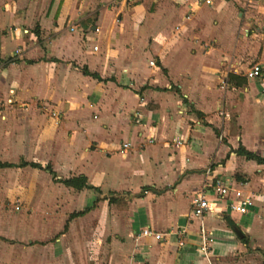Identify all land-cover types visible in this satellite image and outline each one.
Masks as SVG:
<instances>
[{"label":"crops","instance_id":"1","mask_svg":"<svg viewBox=\"0 0 264 264\" xmlns=\"http://www.w3.org/2000/svg\"><path fill=\"white\" fill-rule=\"evenodd\" d=\"M240 145L264 155V0H0V264H264ZM217 178L247 214L192 215Z\"/></svg>","mask_w":264,"mask_h":264},{"label":"built area","instance_id":"2","mask_svg":"<svg viewBox=\"0 0 264 264\" xmlns=\"http://www.w3.org/2000/svg\"><path fill=\"white\" fill-rule=\"evenodd\" d=\"M250 2H256L257 0H248ZM206 4H210L211 0H204ZM192 9L190 8V12ZM27 30H25L26 32ZM15 53H20V48L15 50ZM248 78H255L261 75V67L253 65L246 71ZM173 141L177 144L182 143L180 137H176ZM123 146L127 148L129 143H124ZM214 196L219 199H227V207L230 211H236L240 214H247L249 212V206L252 205V197L244 195L240 189L236 188L231 182H223L219 178L213 180L210 183L204 184L200 191L194 194L191 198V210L192 215L195 217H202L207 211L212 209L213 203L209 196ZM15 209H19V206H15ZM141 234L145 236H153L156 239H160L164 236L163 233H157L146 227L141 230ZM180 236H183V231L179 232ZM213 240V236L208 232L204 226L200 228V247L205 253L208 249L210 242ZM183 243L182 240L179 241Z\"/></svg>","mask_w":264,"mask_h":264},{"label":"trees","instance_id":"3","mask_svg":"<svg viewBox=\"0 0 264 264\" xmlns=\"http://www.w3.org/2000/svg\"><path fill=\"white\" fill-rule=\"evenodd\" d=\"M236 151L238 154L243 155L246 159H252V160H255L259 164H264V155H258L254 152L248 151L242 145H240ZM62 182L65 185L72 186L76 189H81L83 187H89V185L86 183L85 177L83 176L64 179L62 180ZM83 212L84 211H80L73 215H79V214H82Z\"/></svg>","mask_w":264,"mask_h":264},{"label":"rangeland","instance_id":"4","mask_svg":"<svg viewBox=\"0 0 264 264\" xmlns=\"http://www.w3.org/2000/svg\"><path fill=\"white\" fill-rule=\"evenodd\" d=\"M14 204H15V203H14ZM14 204H13V205H14ZM11 205H12L11 203H4V207H6V208H8V209L11 207Z\"/></svg>","mask_w":264,"mask_h":264},{"label":"water","instance_id":"5","mask_svg":"<svg viewBox=\"0 0 264 264\" xmlns=\"http://www.w3.org/2000/svg\"><path fill=\"white\" fill-rule=\"evenodd\" d=\"M235 230H236V232H237V234H238L239 236L242 235L241 232H239V230H237V229H235Z\"/></svg>","mask_w":264,"mask_h":264}]
</instances>
